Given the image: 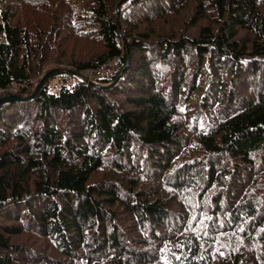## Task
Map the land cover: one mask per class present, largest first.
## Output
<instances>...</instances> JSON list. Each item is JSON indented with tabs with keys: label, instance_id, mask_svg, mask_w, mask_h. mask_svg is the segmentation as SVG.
I'll list each match as a JSON object with an SVG mask.
<instances>
[{
	"label": "trees",
	"instance_id": "1",
	"mask_svg": "<svg viewBox=\"0 0 264 264\" xmlns=\"http://www.w3.org/2000/svg\"><path fill=\"white\" fill-rule=\"evenodd\" d=\"M0 89V264H264V0H0Z\"/></svg>",
	"mask_w": 264,
	"mask_h": 264
},
{
	"label": "rangeland",
	"instance_id": "2",
	"mask_svg": "<svg viewBox=\"0 0 264 264\" xmlns=\"http://www.w3.org/2000/svg\"><path fill=\"white\" fill-rule=\"evenodd\" d=\"M23 3H24L23 5L16 4V8H17L19 15L22 18H25L27 23H29L30 20L36 19V17H31L32 15L30 16L28 14V11L25 7L26 5H29V4L25 2ZM70 7L71 5L68 7V9H70ZM70 16L73 17L72 15ZM69 25L70 26L67 27V30L65 29L62 30V32L53 39V43L50 45V50L45 54L47 61L44 66L46 68L35 81H39L40 79L42 81V79L46 77L47 79L44 85L48 84L50 87L59 85L63 81H67V82L69 81L70 83H73L75 81L73 77L67 76V74L71 73L69 68L73 66L72 63L75 61L74 57L72 56H75V58H78L80 53H84V51L81 50L82 43L80 42V40H83V39H79L76 37V34H77L76 30H78L79 26L76 25V23H72ZM119 67L120 65L118 66V68ZM103 71H109V70L103 69ZM88 72L91 73V71H87L84 73L86 76L90 77V74ZM101 75H104L102 76V78H110V76H107L108 74L106 72H102ZM92 77H96V76L94 75ZM17 88L18 86H14L13 88H10L8 92L16 93ZM4 92L6 91H3L0 89V96H4L3 95Z\"/></svg>",
	"mask_w": 264,
	"mask_h": 264
},
{
	"label": "built area",
	"instance_id": "3",
	"mask_svg": "<svg viewBox=\"0 0 264 264\" xmlns=\"http://www.w3.org/2000/svg\"><path fill=\"white\" fill-rule=\"evenodd\" d=\"M122 59L120 57L109 61L108 63H106L105 65H103L101 68L97 69V70H91V73L88 72L90 74V77L92 76H98V77H102L104 75H101L102 72H106L108 75L107 76H111L113 74V72H115L118 69V66L121 64ZM103 69H107L109 71H103Z\"/></svg>",
	"mask_w": 264,
	"mask_h": 264
},
{
	"label": "water",
	"instance_id": "4",
	"mask_svg": "<svg viewBox=\"0 0 264 264\" xmlns=\"http://www.w3.org/2000/svg\"><path fill=\"white\" fill-rule=\"evenodd\" d=\"M125 69H127V65H126V67L124 68V70H125ZM46 79H47L46 77L42 79V81H41V85L45 83ZM18 98H22V97H18V96H15V95L7 96V97H2V98H0V103L5 102L6 100H10V99H18Z\"/></svg>",
	"mask_w": 264,
	"mask_h": 264
}]
</instances>
